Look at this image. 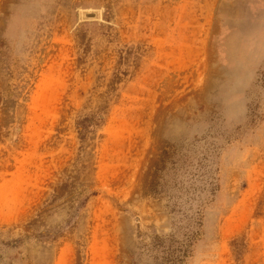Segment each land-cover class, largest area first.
Segmentation results:
<instances>
[{"label":"rangeland","instance_id":"374dc122","mask_svg":"<svg viewBox=\"0 0 264 264\" xmlns=\"http://www.w3.org/2000/svg\"><path fill=\"white\" fill-rule=\"evenodd\" d=\"M257 1L0 0V264H264Z\"/></svg>","mask_w":264,"mask_h":264},{"label":"crops","instance_id":"0c3cea01","mask_svg":"<svg viewBox=\"0 0 264 264\" xmlns=\"http://www.w3.org/2000/svg\"><path fill=\"white\" fill-rule=\"evenodd\" d=\"M245 3V2H244ZM256 7V8H255ZM245 13L241 15V17L234 18L233 23L231 25L234 27H241L240 30L236 28V31H232L229 33L225 39L227 42L241 43L240 48H242L245 56L251 57L250 54V46H247L246 43L252 41L251 35H254V27L258 26V37L257 41L264 42V0H258L257 3L248 2L247 7H243ZM255 12L257 14H255ZM263 15V16H262ZM223 25V23H221ZM243 259L242 264H259L255 261V258ZM230 260H223V258L219 257L217 259V264H230Z\"/></svg>","mask_w":264,"mask_h":264},{"label":"bare ground","instance_id":"6f19581e","mask_svg":"<svg viewBox=\"0 0 264 264\" xmlns=\"http://www.w3.org/2000/svg\"><path fill=\"white\" fill-rule=\"evenodd\" d=\"M195 34V33H194Z\"/></svg>","mask_w":264,"mask_h":264}]
</instances>
